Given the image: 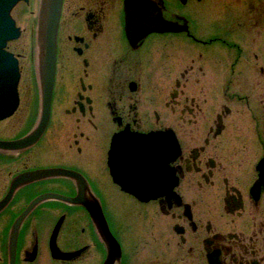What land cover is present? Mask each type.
Returning a JSON list of instances; mask_svg holds the SVG:
<instances>
[{
  "label": "flooded vegetation",
  "instance_id": "1",
  "mask_svg": "<svg viewBox=\"0 0 264 264\" xmlns=\"http://www.w3.org/2000/svg\"><path fill=\"white\" fill-rule=\"evenodd\" d=\"M128 1L62 0L48 124L0 147V264L11 240L15 264H264V0H138L169 27L148 31ZM33 19L27 50L5 43L19 77L2 142L40 119ZM152 133V152L114 143ZM47 194L79 200L40 201L15 233Z\"/></svg>",
  "mask_w": 264,
  "mask_h": 264
},
{
  "label": "water",
  "instance_id": "2",
  "mask_svg": "<svg viewBox=\"0 0 264 264\" xmlns=\"http://www.w3.org/2000/svg\"><path fill=\"white\" fill-rule=\"evenodd\" d=\"M19 1H28V0H0V76L2 73H5L4 78L8 79V86L11 90L16 88L18 81V69L16 61L13 59L11 54H8L5 50V43L8 40L17 39L20 35V30L15 26L14 20L10 17V10L19 2ZM40 6L37 16V25H36V46H37V68L38 76L40 77V85L43 88V100L44 106L43 111L40 116L38 125L35 129L23 139L16 142H2L0 141V147L10 148L12 143L18 144H28L36 141L40 134H42L49 121V108L51 101L52 93V84L54 78V69H55V53H56V34L58 28V22L60 17V10L62 0H40ZM5 79V80H6ZM3 85V84H2ZM17 103H12L8 109H0V120L8 117L12 111L15 109ZM157 134L152 133L150 135H141L143 138L148 136H156ZM159 137V135H157ZM157 137H151V141L148 139L144 141L146 143H154ZM172 143V141H171ZM175 148L177 150V143L174 141ZM64 171L60 169H51L45 170L40 173L41 176H54L63 173ZM66 174V173H65ZM67 175V174H66ZM48 199H56L65 201L68 203L76 204L78 203L77 199H70L56 194H47L41 198L34 200L27 210L18 218L15 225V233L17 231L18 225L21 223L23 218L30 212V210L40 201ZM1 207V205H0ZM94 220L97 221L98 230L101 232L102 237L108 233L107 226H105L104 218L102 213H97L94 216ZM59 225L56 226L57 230ZM16 237V236H14ZM14 237H12L14 239ZM54 250V257L59 253L56 247ZM9 264H15V240H11V245L9 248ZM104 264H107L106 262Z\"/></svg>",
  "mask_w": 264,
  "mask_h": 264
},
{
  "label": "bare ground",
  "instance_id": "3",
  "mask_svg": "<svg viewBox=\"0 0 264 264\" xmlns=\"http://www.w3.org/2000/svg\"><path fill=\"white\" fill-rule=\"evenodd\" d=\"M127 5L129 6L128 9H126L127 12V17L129 16L130 13V9L132 5H136L139 6L142 10L138 13H136L137 15H140L141 17L139 19H137V22H135L133 25H139L140 27L136 30H152L153 28H156V26H161V28L164 29H169V27L167 25H165L161 19H159V17L157 16V14H154L151 16V11L150 9H143L147 6H149V4L144 3L142 1H138V0H129L127 2ZM39 6L37 8V16H38V11H39ZM151 6V5H150ZM133 14V13H132ZM146 18V19H145ZM149 20V21H148ZM145 22V23H144ZM127 24H129V20H127ZM136 24V25H135ZM141 24V25H140ZM36 25H37V20H36ZM163 26V27H162ZM149 27V28H148ZM158 28V29H161ZM5 73L3 72L2 75L0 76V109L1 110H5L8 109L9 106L14 102L17 103V95H16V91H15V87L13 88V90L10 89V87L8 86V79H6V77L4 78ZM39 81H40V77L38 76ZM6 79V80H5ZM3 84V85H2ZM40 97H41V114L43 111V106H44V100H43V88L40 85ZM40 114V116H41ZM124 136H117L114 139V143H123V144H130V149L136 150L137 152H143V149H145L146 151H150L152 152L153 149L151 148L150 145H146V142L144 141L145 139H148L149 142H152L150 139L151 137H157L156 136H148L147 138H143V136L138 135V136H132L129 138V140H123L121 138H123ZM156 139H158V141L161 140V137L159 135V137H157ZM157 140L155 142H158ZM149 144V143H148ZM128 147V146H127ZM146 162H149V166L152 167L153 169H158L160 170L162 168V163H158L156 164L154 161H152V157H149V153H146ZM118 161H121L120 163H117L116 161V165H125V161H124V157L122 154H118L116 156ZM154 159V158H153ZM84 198L81 199V201H83ZM79 200V199H78ZM85 200V199H84ZM87 206V202L84 203ZM97 222V221H96ZM114 248V245L112 244V246L110 247V249ZM52 253L54 254V250L52 249ZM110 259H107V262H109ZM113 262V261H112Z\"/></svg>",
  "mask_w": 264,
  "mask_h": 264
},
{
  "label": "rangeland",
  "instance_id": "4",
  "mask_svg": "<svg viewBox=\"0 0 264 264\" xmlns=\"http://www.w3.org/2000/svg\"><path fill=\"white\" fill-rule=\"evenodd\" d=\"M21 9H23V6H20V7H17L16 10H15V16H16V20H15V24L17 27H19V30H20V38L15 42L12 43V46L14 47H23V48H26V50L28 49V46H29V31H33V28H34V14L36 13V10H37V5H35V0H31L30 1V6H29V10L33 12V15H30V16H26L27 14H22L20 13L21 12ZM28 42V43H27ZM27 43V44H25ZM115 203L121 207H126V203L123 199H120V198H116L115 200ZM109 208L111 209L110 207V203H109ZM119 208V207H118ZM50 222V223H49ZM47 223L48 225H46L47 229L49 227H51V223H52V220L51 219H48L47 220ZM46 238V237H45ZM47 239V238H46ZM59 254H57L56 256L58 257ZM41 264H49V261L48 259L45 261V263H41ZM93 264H99V259H94L93 261Z\"/></svg>",
  "mask_w": 264,
  "mask_h": 264
}]
</instances>
